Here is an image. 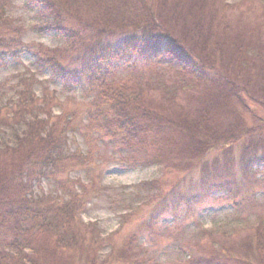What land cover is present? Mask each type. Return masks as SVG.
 Masks as SVG:
<instances>
[{"label":"trees","instance_id":"obj_1","mask_svg":"<svg viewBox=\"0 0 264 264\" xmlns=\"http://www.w3.org/2000/svg\"><path fill=\"white\" fill-rule=\"evenodd\" d=\"M23 1L38 20L33 32L59 44L52 48L26 46L25 29L8 15L12 0H0V68L26 53L32 56L34 69L18 77L13 86L15 96L0 106V264H75V256L80 255L81 260L88 258L89 252L93 264L100 259L106 240L81 219L89 186L82 180L62 178V174L94 162L87 131L96 134L97 142L110 139L122 153L126 168L153 164L178 170L201 168L199 177L187 186L177 185L178 193L173 196L161 190L158 180L139 185L150 195L139 198L142 205L155 200L156 208H151L147 219L149 232L167 216L177 222L191 205L215 193L225 192L235 201L252 199L261 187L257 174L264 165V127L247 125L235 108L236 102L243 108L247 104L235 79L220 69L224 66L217 64L220 59L196 58L193 53L195 45H219L218 17L222 16L217 0H180L185 4L180 23L194 21L193 31L181 36L164 24V14L156 12L150 0ZM227 23L229 28L223 33L234 34L229 39L235 45V56L244 59L250 48L260 52L264 45L261 28L255 46L246 41L249 34L251 38L255 34L248 26L233 31L228 19ZM159 61L178 63L191 80L204 86L211 83L218 91L206 99L197 96L191 113L184 108L174 112L171 106L157 103L143 90L116 77L124 68ZM232 62L242 61L236 58ZM209 66H216L218 74L211 76L206 69ZM39 74L47 78L46 85L38 79ZM51 85L81 92L88 100L86 109L54 114L56 98L50 93ZM40 86L41 92H37ZM243 90L264 105L262 96L250 85ZM228 112L235 115L233 122H225ZM78 136L87 138L86 150L72 149L71 138ZM50 177L55 178L58 190L68 181L63 198L35 194L36 185ZM72 183H78L82 191ZM135 208L130 209L131 215ZM258 219L247 226L240 241L242 257H224L223 252L231 255L236 249L228 237L215 249L217 254L195 256L189 264H264V218ZM139 243L135 236L128 248H119L126 259L118 258L116 263L139 264ZM115 254L116 250H110L104 264Z\"/></svg>","mask_w":264,"mask_h":264},{"label":"rangeland","instance_id":"obj_2","mask_svg":"<svg viewBox=\"0 0 264 264\" xmlns=\"http://www.w3.org/2000/svg\"><path fill=\"white\" fill-rule=\"evenodd\" d=\"M150 1L155 4L156 12L160 15L161 13L164 14L165 18L162 17L164 24H169L170 27L174 28L178 36L193 31L194 21L192 19L187 24L180 23V14L184 15L183 10L185 9V4L180 0ZM217 2L220 3L219 15L222 16V18L218 17L221 32V36L218 37H221L219 45H210L206 48L202 45L201 47L195 45L193 53L196 58L220 59L217 64L224 65L220 69L226 70L228 77L235 79L236 83L234 84L241 89L242 97L247 104V108H243L241 103L234 101L237 99L234 97L231 101H234L232 103L236 102L235 108L241 112V117L244 118L247 125L264 127V105L255 99H251L243 90L245 86L250 85L252 91L254 90L262 96L264 103V50L261 51L264 45L260 49L261 53L258 48H250L246 53L247 57L242 59L238 55L235 56V45L229 39V36L234 34L229 31L228 35L223 33L225 28H229L228 19L233 31H238L243 25L248 26L247 29L250 31H254L255 34L252 38L249 34L246 41L250 44H257L259 28L263 30L260 35L264 38V24H262L264 21V0H217ZM23 4V0H12V7L9 8L8 15L16 25L25 29L23 32L26 46L36 44H43L51 48L58 46L59 43L53 39L40 37L33 32L32 29L38 24V20L33 13L26 10ZM249 46L254 47V45ZM185 51L188 53V49ZM221 52H226V55H222ZM236 58L242 62L234 64L232 61ZM251 60L254 62H250ZM32 63V56L24 53L19 61L10 59L6 66L0 68V106L7 104L8 100L15 96L16 89L13 86L16 85L18 77L21 74L33 72ZM228 66L230 70H228ZM206 69L211 76L218 74L216 66L215 68L209 66ZM213 69L214 71H211ZM116 77L137 90H143L146 94L154 97L157 103L171 106L174 108V112L184 108L191 113L197 96L206 99L208 96H212L213 92L218 91L213 89L211 83H209L210 86H204L191 80L190 74L175 62H142L136 67L122 69L116 74ZM38 79L44 84L47 80L45 76L40 74ZM36 89L37 92H41V86L36 87ZM50 93L56 98L54 114L86 109L88 100L83 97L81 92L64 91L59 86L51 85ZM226 117L224 119L226 123L233 122L235 119V115L231 116L229 112ZM87 132H90L89 140L93 144L90 147L93 148L94 162L86 168L74 170L69 174L68 172L62 174V178L66 180L69 177L76 182L82 180L89 186V192L85 193L83 197L84 201H87V205L81 219L83 223L91 227L90 229L97 228L101 237L106 240L99 251L100 259L96 264H104L112 249L116 250V254L114 258H110L108 264H117L118 258L126 259V253L120 252L119 248H128L135 236L140 239L139 264H144L143 262L147 264H189L195 256L208 257L217 254L215 249H219L228 237L234 240L236 249L231 251V255L223 252L224 257L230 259L235 255L243 256L241 250L243 244L240 241L247 233V226L258 221L259 217L264 218V165L258 168L257 178L261 180V187L256 190L252 199L235 201L225 192L215 193L205 197L201 202L191 205L187 213H181L177 222H174L173 216H167L153 228V232H149L147 219L151 215V208H156L153 206L155 200L150 201L151 204L149 205H142L140 203L142 199L139 198L148 199L150 195L139 185L158 180L161 181V190L167 196H173L178 193L177 185L187 186L191 179H197L201 173V168L191 170L186 168L181 170L166 169L158 164L126 168L125 163L121 160L122 153L117 150L110 139L97 142L96 134L91 131ZM86 140L87 138L84 139L82 136L75 139L71 138L70 145L73 150H86ZM237 152L238 147L235 150L236 154ZM208 159L213 160V156ZM71 186L76 189L81 188L78 183H72ZM62 190H68V181L62 189L59 188L58 190L55 178L50 177L36 185L35 194L49 199L58 196L63 198L64 192ZM131 206L136 207L132 215ZM92 256L93 253L89 252L88 258L84 257L79 260L81 257L78 255L74 257L73 261L75 264H83L81 263L83 260L87 264H93ZM228 264L235 263L228 262Z\"/></svg>","mask_w":264,"mask_h":264}]
</instances>
